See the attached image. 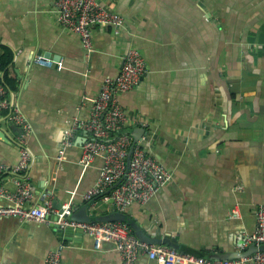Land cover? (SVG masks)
<instances>
[{
	"label": "crops",
	"instance_id": "0c3cea01",
	"mask_svg": "<svg viewBox=\"0 0 264 264\" xmlns=\"http://www.w3.org/2000/svg\"><path fill=\"white\" fill-rule=\"evenodd\" d=\"M99 1L119 13L123 25L118 31L96 26L88 52L58 20L56 0H0V60L6 61L0 81L9 101L0 110L7 136L0 137V163L11 166L20 158L21 129L9 118L12 108L30 126L32 153L27 168L5 170L2 183L12 191L17 178L28 177L31 203H90L96 214L116 206L108 190L85 198L101 155L83 168L79 143L61 158L58 153L70 121L88 118L104 78L117 75L126 51L136 48L145 72L118 94L129 115L125 127L143 129L144 148L171 178L124 213L141 234L182 252L213 258L241 250L264 203V0ZM39 54L54 64H38ZM234 207L239 214L232 217ZM68 233L61 237L52 225L0 217V264H45L60 243L62 264H123L112 241L96 248L84 230ZM165 237L179 248L159 241ZM133 264L163 263L140 254Z\"/></svg>",
	"mask_w": 264,
	"mask_h": 264
},
{
	"label": "built area",
	"instance_id": "2783aa9c",
	"mask_svg": "<svg viewBox=\"0 0 264 264\" xmlns=\"http://www.w3.org/2000/svg\"><path fill=\"white\" fill-rule=\"evenodd\" d=\"M56 10L58 20L79 35L88 52L93 48V31L96 26H111L118 31L123 25V17L102 5L99 0H56ZM35 61L45 66L54 64L52 59L41 54L36 56ZM57 66H61L60 61ZM144 72L142 55L136 48H129L123 56L118 74L105 77L98 94L91 99L88 118L83 120L75 117L70 121L64 130L58 153L61 158L66 148L79 143V162L83 168L90 164L94 156L101 155L103 163L95 185L85 193V198L99 195L112 187L110 195L116 208L122 212H125L133 201H148L171 178V172L147 153L142 143V135L134 144L130 163L126 165V156L133 137L125 127L129 115L121 105L118 94L135 87ZM6 93V87L0 81V110L9 103ZM10 105L14 106L13 102ZM9 118L21 129L20 158L11 166L0 163V217L15 216L21 220L84 230L92 236L96 248L100 247L103 240L112 241L123 264H133L140 254H146L163 264H264V251H256L240 259L210 258L182 252L162 243L142 240L132 232L125 221L69 219L66 216H69L73 209L70 202L62 204L61 212L54 220L50 217L53 212L50 201L31 203L32 190L28 177L17 178L16 188L12 191L7 190L1 181L5 170L19 174L27 168L32 159L31 150L26 143L29 124L16 108H12ZM79 131L84 135H78ZM113 133L116 134L112 136ZM238 214L236 207L231 209L230 216L235 217ZM255 219V229L245 236L244 246L264 243V203L257 206ZM63 246L60 243L49 250L45 256V264H62Z\"/></svg>",
	"mask_w": 264,
	"mask_h": 264
},
{
	"label": "water",
	"instance_id": "95a60500",
	"mask_svg": "<svg viewBox=\"0 0 264 264\" xmlns=\"http://www.w3.org/2000/svg\"><path fill=\"white\" fill-rule=\"evenodd\" d=\"M43 56L47 57L46 54H44ZM18 126V125H17ZM143 133V129L141 127L138 128H133L132 130H130V134L133 137L132 143L128 149V153L126 156V165L128 166L130 163V158H131V152L133 150L134 144L136 143V141L140 138V136ZM0 137L1 138H7V136L5 135L4 131L2 129H0ZM121 181L118 180L115 185H117L119 182ZM112 187L108 188V191L111 190ZM53 207L56 208V214L54 216H51V218H53L54 220L57 219L58 214L61 212V204L60 203H53L52 204ZM90 207V203H84L81 205H78L77 207L72 209V213L69 216H66V218L69 219H73V220H77V221H100V222H105V221H128L130 226L134 229L136 235L142 239V240H146L148 242H154L155 240H153L152 236H150L149 234H141V232L139 231V225L137 224V222H135L133 219H128L127 215L122 212L119 211L116 206H114L111 211L105 213V214H96L93 213L89 210ZM54 227H57V233L62 237H65V235L69 234L68 230L71 228L70 226H65V227H60L56 224H53ZM79 230V229H78ZM159 237V236H157ZM159 241L161 242H165L168 244H171L172 246L179 248L178 243L175 241L174 238H159ZM256 251H264V243H260L259 245L252 243L249 246H246L244 248H242L239 251H231V252H226L224 254H216L213 256V258H220V259H239L242 257H245L247 255H250Z\"/></svg>",
	"mask_w": 264,
	"mask_h": 264
},
{
	"label": "trees",
	"instance_id": "16d2710c",
	"mask_svg": "<svg viewBox=\"0 0 264 264\" xmlns=\"http://www.w3.org/2000/svg\"><path fill=\"white\" fill-rule=\"evenodd\" d=\"M5 64H6V61H5L3 58H1V60H0V65H1V66H4ZM115 134H116V133H113L112 136H114ZM125 222H126L127 224H129L128 221L125 220Z\"/></svg>",
	"mask_w": 264,
	"mask_h": 264
}]
</instances>
